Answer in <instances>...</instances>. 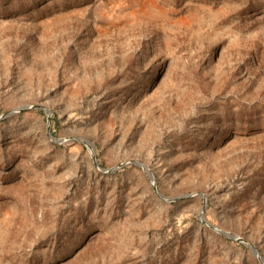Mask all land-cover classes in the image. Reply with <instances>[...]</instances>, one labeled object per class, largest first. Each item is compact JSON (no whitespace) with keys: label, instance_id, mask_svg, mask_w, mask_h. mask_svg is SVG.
Returning <instances> with one entry per match:
<instances>
[{"label":"rangeland","instance_id":"obj_1","mask_svg":"<svg viewBox=\"0 0 264 264\" xmlns=\"http://www.w3.org/2000/svg\"><path fill=\"white\" fill-rule=\"evenodd\" d=\"M252 248L264 0H0V264H263Z\"/></svg>","mask_w":264,"mask_h":264},{"label":"water","instance_id":"obj_2","mask_svg":"<svg viewBox=\"0 0 264 264\" xmlns=\"http://www.w3.org/2000/svg\"><path fill=\"white\" fill-rule=\"evenodd\" d=\"M157 194H158L159 196H161V197H164V196H163L162 194H160L158 191H157ZM252 249H253V248H252ZM253 252H254V254H255L256 256L259 257L260 261L264 264V260L262 259V257H260V256L258 255L257 251H256L255 249H253Z\"/></svg>","mask_w":264,"mask_h":264}]
</instances>
